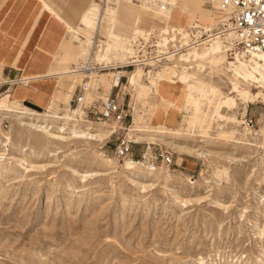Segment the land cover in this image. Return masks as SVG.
Here are the masks:
<instances>
[{"label":"rangeland","instance_id":"374dc122","mask_svg":"<svg viewBox=\"0 0 264 264\" xmlns=\"http://www.w3.org/2000/svg\"><path fill=\"white\" fill-rule=\"evenodd\" d=\"M94 1L86 10H98L99 24L90 36L79 31L77 39L66 26L69 35L62 45L66 56L60 59L58 51L56 62L63 65L58 72L69 70L70 74L60 77L62 90L57 101L37 109L43 114L39 120L27 114L0 113V264H264V99L235 93L233 85L253 94L264 90L235 78L234 68L227 62H233L236 55L224 51L232 43L225 39L219 42L222 54L191 62L193 68L185 72L195 79L188 86L171 85L161 75L156 80L153 71L146 73L140 67L126 68L134 52L121 40L131 35L135 8L146 10L139 25L145 32L138 36L154 33L161 40L166 37L160 32L165 26L163 16L157 17L159 9L145 0H120L105 11ZM207 1L208 19L197 16L190 25L184 23L185 35L193 26L208 31L212 24L208 34L219 32L220 3ZM122 2L134 7L122 6L119 11ZM175 8L176 0L169 13ZM119 12L122 30L117 21L109 32ZM184 14L178 9L174 22H182ZM72 24L79 28L80 17ZM108 45V60L92 62ZM181 52L176 59L188 57ZM83 54H87L81 68L84 75H71L72 65ZM193 58L191 55L190 60ZM249 59L244 56L243 61ZM89 61L97 72L86 71L93 67ZM200 63L206 67L204 72ZM39 76L44 75L33 77ZM169 77L176 80L171 74ZM61 79L54 82V89ZM84 83L89 84L84 110L96 107L101 111L110 87H119L113 89V98L129 111L126 123L99 124L74 112V99ZM18 84L2 97L7 96L12 107L35 108L27 101L12 99ZM208 86L233 97L236 108L229 104L219 108V100L206 94ZM142 88L143 97L139 94ZM179 88L184 90L182 103H163L162 96L174 99ZM189 94L200 102L201 113L193 110ZM53 111L69 114L74 120L43 117ZM247 117L254 120L252 130L244 126ZM38 121L48 129L35 127L33 123ZM135 122L152 130L166 127L167 134L136 142L131 135ZM61 126L64 131L58 133ZM86 129L96 139L78 137ZM175 130L181 135L170 134ZM125 139L137 153L119 158L115 150ZM160 149L173 156L174 165L152 161V152ZM129 161L134 162L133 169L127 168Z\"/></svg>","mask_w":264,"mask_h":264},{"label":"bare ground","instance_id":"6f19581e","mask_svg":"<svg viewBox=\"0 0 264 264\" xmlns=\"http://www.w3.org/2000/svg\"><path fill=\"white\" fill-rule=\"evenodd\" d=\"M147 2V4L149 3H153L154 4V0L152 1H148L145 0ZM175 0H172V2H174ZM220 3V0H218ZM127 5H130L132 7H134L133 4H129L127 2H122L119 6V11H121L122 6L125 8ZM210 2L207 0H176V8L174 9V12L172 11V13H169L170 11V7H162V6H158L156 4H154V6H156L159 11H155V15L157 17L161 18V22L165 23V26L161 28L160 32H162V35L166 36L164 38H162L161 43H159V50L161 52H163L164 54H167L169 52V50L171 49V47H177L176 45V40L179 39V45H181V48H185L187 47L185 50H181V51H185L187 52V58H175L177 57L179 54H181L182 52H178L177 55L172 54L170 56H168V61L170 63H166L165 65H163L162 67L155 69L156 72L153 71L152 75L154 78H156V80H158V76L161 75L160 77L163 80L166 81H170V84L174 85L177 84L175 81L179 80V83H181L184 86H188L189 85V81L195 79V76L189 72H185L189 69H192L193 67H191V62L192 64L196 62L195 59H199V60H206L208 59L211 55H220L222 54V49L221 46L219 44L220 40H228L229 42L232 41L231 45L227 48L224 49V51H233L236 56L233 57L234 61L233 62H227L228 64H230L231 66H233L234 69H232L234 71V76L235 78H237L238 80H241V82L245 83V84H249L250 82L256 83L258 84L259 88L264 90V52L262 51H257V52H253V53H245L243 51H241L235 44L234 42V38L232 33L226 32L225 34H220L219 32L215 33V34H211L209 35V37L211 38L209 43L202 45L200 47H189L190 44V35L188 32H186V35L184 34L185 30L183 29L185 27L184 23L187 24H191L194 20L195 17L199 16L200 18L207 20L208 19V15L210 12ZM45 7L47 10L54 12L53 8L50 7L49 5L45 4ZM178 9H182L185 14L183 16V20L182 23L179 25L176 24H172V22L174 21V14L176 13V11ZM148 10V9H147ZM212 11V10H211ZM123 12V11H122ZM126 12V11H125ZM171 15H169V14ZM119 16H120V12L118 17L114 19V25L113 27L110 28L109 32H111V30H114L116 27V23L118 21V30H122L119 27ZM59 17V16H58ZM124 17H126V14H124ZM60 18V17H59ZM61 19V18H60ZM142 19V14L141 12L138 10V8H135L134 11V18L132 20L131 23V27L136 26L137 24H139V22ZM99 24V12L98 10L94 9V10H85L81 13L80 15V27L76 28L71 24H67L66 26H69L70 31L74 32L75 35L77 36V39H79V31H82L83 34H86L88 36H90V32H94L96 30V27ZM214 25L212 24L211 26H208L210 29L208 32H211L212 27ZM123 28H126L125 26ZM130 29V28H126ZM125 30V29H123ZM139 34H143L142 32L136 30L134 31L133 35L130 37V39H128L126 41V44L128 47H132V41L137 38V36ZM113 35V34H112ZM161 35V36H162ZM170 38H167L168 36H171ZM109 36V35H108ZM163 37V36H162ZM187 37H189V39H187ZM213 42V44H212ZM91 46H94V41H90ZM208 47H212L211 50L209 52H203V53H198L196 51H198L199 49H206L208 50ZM92 48V47H91ZM111 47L108 45L106 48V51L103 54H99L97 55V59L93 58L92 62H101L103 60H108V53L111 52ZM130 50H133V48H130ZM189 51H192L194 53H188ZM92 53V51H90V54ZM191 55H193V59L192 61L191 59ZM240 56V57H239ZM244 56H248L250 57L249 60L243 61L244 60ZM242 61H241V60ZM97 60V61H96ZM173 62V63H172ZM130 64V63H129ZM91 65L93 66V63H91ZM83 65H81L75 72L74 75L75 76H81L84 75L83 71L81 70ZM194 66V65H193ZM198 66V65H195ZM200 69L203 70V72L205 71L206 67L200 63L199 64ZM97 69L95 66L92 67V70L90 71L91 74L97 72L95 70ZM184 72L183 74H181L178 78L179 73ZM151 71H149L150 73ZM165 72H168L169 74H165ZM54 73V74H52ZM50 75H57L58 77H62V76H67L68 74H70V71H64V72H52ZM162 73V74H161ZM121 72L119 73L120 76ZM172 75L173 78H176L175 81L172 80V78L169 77V75ZM119 79V78H118ZM161 79V80H162ZM113 86L112 85L110 87V89L108 90V99L110 98L111 92L113 90ZM74 89V88H73ZM241 86H239L238 84L234 83L233 85V91L235 93H244L249 95L250 99H256V98H263L264 99V93L259 92L257 94H253L251 93L249 90L244 89V92L241 91ZM183 89L179 88V93L177 95L174 96V99L169 100L168 97L166 96H162V101L163 103H165L166 105H177L182 103L185 100V97L182 95L183 93ZM206 94L207 95H214L215 98L218 101V107L221 108L222 105H231L233 108H236L237 103L235 101V99L231 96H223L220 92H218L217 90H215L213 87L208 86L206 89ZM145 90L142 88V90L140 91V96L143 97L145 96ZM107 99V101H108ZM187 100H191L190 101V105L192 106L193 110L196 113H201V104L200 102L193 98V96H191L190 94L187 97ZM252 100V101H253ZM105 101V102H107ZM104 102V103H105ZM53 104V103H52ZM86 105V96L84 97L83 102L81 103V105L77 106V110L74 111L77 114L79 113V115L83 114L84 117H86V112L83 109V107ZM0 113H4L7 115H11L13 113H17L19 114H27L30 115L31 117H34L33 119H38L39 117H42V113L36 111L35 109H30L27 107H12L10 104V101L7 99V96H3L2 98H0ZM45 116L43 117H51L54 120H74L72 116H70L69 114H61V112L58 111H53L51 113H44ZM8 117V116H7ZM199 117L197 118L196 121H198ZM248 117L245 118L244 120V126L246 127V129L248 130H252L254 128V126H251L248 123ZM39 120V119H38ZM99 124L103 123V122H98ZM35 127H38L41 130H45L48 129V125H45L44 123H39V121L37 123H33ZM88 130V131H87ZM64 131V127H59V130L57 131L58 133H62ZM161 134H167V129L165 128H159V129H155L152 130L149 127H142L140 125H138L137 122H135L134 128L131 130V135L133 138L136 139V142H138L139 140H143L145 139V137H156L157 135H161ZM171 135H175V136H179L181 135L180 131H173L172 133H170ZM58 135V134H56ZM79 136L78 137H88L89 139H96L97 135H94L92 133L89 132V129L86 130H82L79 131ZM135 141V140H134ZM130 142V141H129ZM117 157H119L117 155ZM128 157V156H127ZM121 158V157H119ZM124 158V157H123ZM127 168L128 169H133L134 168V162H127L126 163ZM147 171H151L152 168L145 166Z\"/></svg>","mask_w":264,"mask_h":264},{"label":"crops","instance_id":"0c3cea01","mask_svg":"<svg viewBox=\"0 0 264 264\" xmlns=\"http://www.w3.org/2000/svg\"><path fill=\"white\" fill-rule=\"evenodd\" d=\"M95 3L94 0H0V80L13 81L21 77L24 80L18 82V86L12 90L14 101H27L35 107L30 109L36 111L57 101L58 91L62 90V79L50 74L63 70V65L56 60L58 51L61 52L60 59L66 56L62 47L69 35L65 21L73 25V21ZM45 4L52 7L54 12L47 10ZM140 12L143 14L141 21L131 28V35L127 39H120L121 41L130 39L136 30L145 32L139 25L145 18L146 10L140 9ZM181 23L172 22L173 25ZM86 55L83 54L79 63L72 65L71 75L84 63ZM25 75L32 77H24ZM37 75L44 76L33 77ZM45 77L50 78L37 81ZM58 78L61 79L59 87L54 89L57 87L54 82H58ZM175 82L179 83V80ZM136 153L132 150V155ZM142 153L139 152L138 155L141 156Z\"/></svg>","mask_w":264,"mask_h":264},{"label":"built area","instance_id":"2783aa9c","mask_svg":"<svg viewBox=\"0 0 264 264\" xmlns=\"http://www.w3.org/2000/svg\"><path fill=\"white\" fill-rule=\"evenodd\" d=\"M102 9L110 6H116L120 0H96ZM130 3H141V0H126ZM152 1V0H148ZM154 4L162 7H171L172 0H154ZM220 16L219 33L225 34L231 32L234 38L236 46L245 53H253L257 51L264 52V0H220V9L218 11ZM190 35L189 47H200L209 43L210 37L204 28L193 26L188 29ZM161 37H157L154 33H146L143 36H137L132 41V47L134 50L131 63L126 68L140 67L145 70L146 73L154 71L169 63L168 56L175 54L185 48H181V45L177 47H171L167 54H164L159 50V42ZM91 66L92 62H88ZM85 69V68H83ZM88 69L86 71H91ZM95 70V69H94ZM19 78L13 81L0 80V98L3 94L10 90L11 87L16 86L18 82L24 81ZM122 80V79H121ZM121 83V81H120ZM115 87L113 89H118ZM89 90V84L86 83L80 86L79 92L74 99L75 106L81 105ZM86 117L97 122L106 121H119L126 123L129 115V111L121 107L117 97L113 98V90L110 98L107 102L103 103L102 110H98L96 107L86 108ZM250 125L254 124L253 118H248ZM132 143L126 139L116 147L115 153L119 157H127L132 155ZM152 161L157 163L159 161L166 162L169 166L174 165L173 156L167 151L152 152ZM142 159H145L144 155Z\"/></svg>","mask_w":264,"mask_h":264}]
</instances>
